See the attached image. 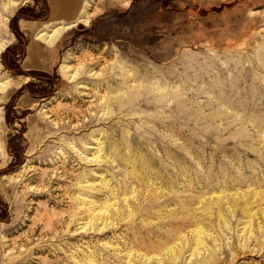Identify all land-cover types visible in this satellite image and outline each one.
Returning <instances> with one entry per match:
<instances>
[{
	"label": "rangeland",
	"instance_id": "374dc122",
	"mask_svg": "<svg viewBox=\"0 0 264 264\" xmlns=\"http://www.w3.org/2000/svg\"><path fill=\"white\" fill-rule=\"evenodd\" d=\"M0 264H264V0H0Z\"/></svg>",
	"mask_w": 264,
	"mask_h": 264
},
{
	"label": "bare ground",
	"instance_id": "6f19581e",
	"mask_svg": "<svg viewBox=\"0 0 264 264\" xmlns=\"http://www.w3.org/2000/svg\"><path fill=\"white\" fill-rule=\"evenodd\" d=\"M59 1V0H58ZM62 3V2H61ZM63 5V4H62ZM55 37V35H50L48 41H52V39Z\"/></svg>",
	"mask_w": 264,
	"mask_h": 264
}]
</instances>
